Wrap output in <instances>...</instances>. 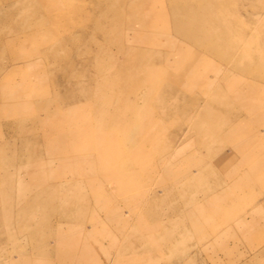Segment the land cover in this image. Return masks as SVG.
<instances>
[{
	"label": "rangeland",
	"instance_id": "obj_1",
	"mask_svg": "<svg viewBox=\"0 0 264 264\" xmlns=\"http://www.w3.org/2000/svg\"><path fill=\"white\" fill-rule=\"evenodd\" d=\"M80 263L264 264V0H0V264Z\"/></svg>",
	"mask_w": 264,
	"mask_h": 264
},
{
	"label": "bare ground",
	"instance_id": "obj_2",
	"mask_svg": "<svg viewBox=\"0 0 264 264\" xmlns=\"http://www.w3.org/2000/svg\"><path fill=\"white\" fill-rule=\"evenodd\" d=\"M157 58H158V57H157ZM153 59H154V58H153ZM168 85H170V84H167V86H168ZM65 144H66V142H64V145H65ZM67 144H68V143H67ZM74 145H75V143H74ZM66 146H67V145H66ZM68 146H69V144H68ZM75 146H76V145H75ZM77 149H78V148H77ZM77 151H78V150H77ZM78 152H79V151H78ZM72 153H73V152H72ZM69 154H70V153H69ZM104 154H105V153H104ZM105 155H106V154H105ZM60 157H61V156H60ZM167 159H168V158H167ZM95 160H96V159H95ZM71 161H72V160H71ZM73 161H74V160H73ZM89 161H90V160H89ZM89 161H88V162H89ZM77 162H78V161H77ZM73 163H74V162H73ZM78 164H79V163H78ZM81 164H82V163L80 162V165H81ZM83 165H84V164H83ZM85 165H86V164H85ZM104 168H105V167H104ZM91 172H92V171H91ZM76 175H77V174H76ZM87 175H88V174H87ZM82 177H83V176H82ZM90 177H91V176H90ZM83 178H84V177H83ZM85 178H86V177H85ZM45 183H46V182H45ZM114 187H115V186H114ZM75 206H76V205H75ZM110 207H111V206H110ZM84 214H85V213H84ZM82 215H83V214H82ZM105 219H106V218H105ZM55 235H56V234H55ZM85 237H86V236H85ZM86 238H87V237H86ZM56 241H57V240H56ZM97 242H98V241H97ZM89 243H90V240H89ZM68 244H69V243H68ZM93 244H94V243H93ZM57 245H58V244H57ZM89 245H90V244H89ZM59 246H60V245H59ZM69 246H70V245H69ZM87 246H88V245H87ZM91 246H92V245H91ZM61 247H62V246H61ZM71 247H72V246H71ZM92 247H93V246H92ZM62 248H63V247H62ZM88 248H89V247H88ZM69 249H70V248H69ZM71 249H72V248H71ZM96 249H97V248H96ZM94 250H95V249H94ZM87 251H88V250H87ZM76 253H77V252H76ZM82 253H83V252H82ZM84 254H85V253H84ZM84 254H83V255H84ZM89 255H90V254H89ZM83 259H84V258H83ZM76 261H79V259H78V260L76 259ZM86 262H88V261H86ZM86 262H85V263H86ZM85 263H84V264H85ZM80 264H82V263H80Z\"/></svg>",
	"mask_w": 264,
	"mask_h": 264
}]
</instances>
